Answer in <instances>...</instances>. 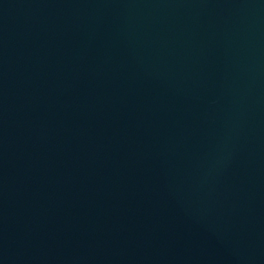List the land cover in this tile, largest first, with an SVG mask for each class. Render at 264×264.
Listing matches in <instances>:
<instances>
[{"label": "water", "instance_id": "1", "mask_svg": "<svg viewBox=\"0 0 264 264\" xmlns=\"http://www.w3.org/2000/svg\"><path fill=\"white\" fill-rule=\"evenodd\" d=\"M0 264H264V0H0Z\"/></svg>", "mask_w": 264, "mask_h": 264}]
</instances>
